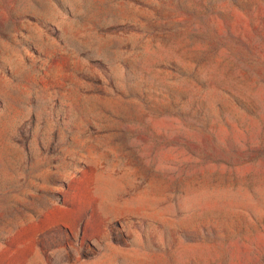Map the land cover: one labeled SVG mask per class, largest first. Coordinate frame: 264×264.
<instances>
[{"label":"rangeland","instance_id":"rangeland-1","mask_svg":"<svg viewBox=\"0 0 264 264\" xmlns=\"http://www.w3.org/2000/svg\"><path fill=\"white\" fill-rule=\"evenodd\" d=\"M0 264H264V0H0Z\"/></svg>","mask_w":264,"mask_h":264}]
</instances>
